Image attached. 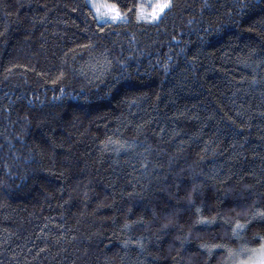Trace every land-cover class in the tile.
Masks as SVG:
<instances>
[{"label":"trees","instance_id":"16d2710c","mask_svg":"<svg viewBox=\"0 0 264 264\" xmlns=\"http://www.w3.org/2000/svg\"><path fill=\"white\" fill-rule=\"evenodd\" d=\"M101 1L122 17L0 0V264H242L264 244V0Z\"/></svg>","mask_w":264,"mask_h":264},{"label":"snow or ice","instance_id":"6c2138e0","mask_svg":"<svg viewBox=\"0 0 264 264\" xmlns=\"http://www.w3.org/2000/svg\"><path fill=\"white\" fill-rule=\"evenodd\" d=\"M94 7L96 8L97 12L100 11L101 5H95ZM103 7L106 9L105 14L106 15H110L112 17V19H118L121 17V13L117 8V5L115 4H108L105 3L103 5ZM172 7V2L171 0H156V3L153 4L152 6V11L150 14L145 15L142 7L141 6H137V8L139 9L138 13H137V18H139L140 16H144L145 19H152L155 20L158 17H160L161 13L164 12L166 9H169ZM239 224V222H237ZM242 227V226H241ZM235 228L233 229V231L235 232ZM201 247H206L205 245H201ZM215 247V245L213 246ZM261 253H260V258L258 261V264H264V244L261 245Z\"/></svg>","mask_w":264,"mask_h":264},{"label":"rangeland","instance_id":"374dc122","mask_svg":"<svg viewBox=\"0 0 264 264\" xmlns=\"http://www.w3.org/2000/svg\"><path fill=\"white\" fill-rule=\"evenodd\" d=\"M90 3L93 5V7H94V4L95 5H98V4L101 5V8H100L99 12H97L96 8L94 7V10H95V12H96V14H97V16L99 18H105V19H110V20L116 21V20H119L122 17V15H121V17L118 18V19H112V17L110 15H106L105 14L106 9L103 7V5L105 3H108V4H112V3H109V2H106V1H101V0H90ZM155 3H156V0H148V3L144 4L143 6H141L145 15H148V14L151 13L152 6ZM140 18L145 19L144 16H140ZM147 20H152V19H147ZM261 251H262L261 248L257 249V250H248L247 253H249V254H248L247 257L243 258V261H242L243 263L242 264H258Z\"/></svg>","mask_w":264,"mask_h":264}]
</instances>
